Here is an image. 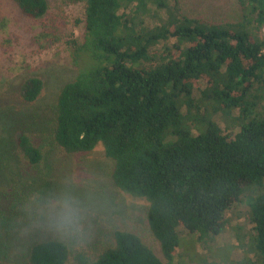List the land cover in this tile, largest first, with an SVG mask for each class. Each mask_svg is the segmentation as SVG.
<instances>
[{"label":"trees","instance_id":"obj_1","mask_svg":"<svg viewBox=\"0 0 264 264\" xmlns=\"http://www.w3.org/2000/svg\"><path fill=\"white\" fill-rule=\"evenodd\" d=\"M13 1L31 20L49 17V0ZM84 2L81 36L65 41L74 75L51 119L11 109L45 99L31 73L12 92L6 136L0 121V264H208L228 243L224 264H264V0H237L239 15L220 21L189 15L184 0ZM55 149L77 159L101 149L118 196L143 214L102 244L42 238L16 260L5 241L51 193L33 187Z\"/></svg>","mask_w":264,"mask_h":264},{"label":"rangeland","instance_id":"obj_2","mask_svg":"<svg viewBox=\"0 0 264 264\" xmlns=\"http://www.w3.org/2000/svg\"><path fill=\"white\" fill-rule=\"evenodd\" d=\"M49 2V17L43 21H34L25 17L13 0H0V97L4 100L6 97L5 105L0 103V108H5L3 112L8 113L0 114L4 128L1 133L4 136L13 125L10 122L13 117L8 109L14 103L12 92L20 85L21 78L31 73L41 75L47 84L46 96L34 108L15 102L12 106L16 104L17 109H11L18 118L33 114L36 121H43L51 119L52 104L60 86L74 75L71 51L65 41L71 35L81 36L83 23L78 24L77 19L83 20L85 17V2ZM184 8L189 15L215 21L231 20L239 15L237 0H184ZM110 173L111 162L105 158L101 149L82 159L55 149L49 155L48 163L39 171L38 185L33 187V190L41 192L44 186L47 189L52 186V191L45 195V200L40 205L35 206L31 213V218H34L29 221L30 224L19 225L12 230L10 240L5 241L12 245L11 250L9 249L11 257L18 260L25 254L28 245L42 238L59 237L73 244H102L112 228L133 224L131 213L143 214V205L122 201L115 191ZM56 215H66L78 220L77 230L71 236L54 230L51 220ZM238 223H245V219L238 220ZM228 236L229 234L227 238ZM146 237L148 243L158 251L153 236L146 232ZM194 238L196 237L192 234L190 239H182L180 246L193 249ZM223 243L224 238L220 236L215 246ZM196 248L202 255L207 252L202 245H196ZM231 251L232 247L228 243L218 253L212 251V258H208L207 263L224 264L223 261L229 259ZM181 256L178 260L189 262L186 252ZM190 263L197 264L194 260Z\"/></svg>","mask_w":264,"mask_h":264},{"label":"clouds","instance_id":"obj_3","mask_svg":"<svg viewBox=\"0 0 264 264\" xmlns=\"http://www.w3.org/2000/svg\"><path fill=\"white\" fill-rule=\"evenodd\" d=\"M78 220L66 216V215H56L51 220V226L54 230L71 236L77 230Z\"/></svg>","mask_w":264,"mask_h":264}]
</instances>
